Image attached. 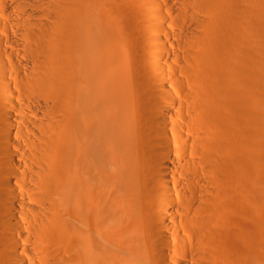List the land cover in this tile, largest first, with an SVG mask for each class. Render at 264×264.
<instances>
[{"label":"bare ground","instance_id":"6f19581e","mask_svg":"<svg viewBox=\"0 0 264 264\" xmlns=\"http://www.w3.org/2000/svg\"><path fill=\"white\" fill-rule=\"evenodd\" d=\"M263 3L0 0V264H264Z\"/></svg>","mask_w":264,"mask_h":264},{"label":"rangeland","instance_id":"374dc122","mask_svg":"<svg viewBox=\"0 0 264 264\" xmlns=\"http://www.w3.org/2000/svg\"><path fill=\"white\" fill-rule=\"evenodd\" d=\"M259 5L260 6L257 8L258 9V22H257V29H258V33H257L258 34V36H257V40L258 41H257V43L258 44L257 45L264 46V34H263L264 33V6H263L264 3L263 4H259ZM260 26H262V27H260ZM261 34H263V35H261ZM260 104H258L260 107L263 106V104H261V105ZM259 185H261V184H259ZM257 187H259V186H257ZM260 187L257 190L260 193H263V191H262L263 188H262V186H260ZM256 218H257V224L259 226L263 227L261 224H262V219H264V215L262 213H260V215L258 214ZM262 242H264V241H262V237L256 238L257 245L261 244ZM258 252H259V254H258ZM257 254H258V257H257L258 262H260L261 261V257L264 255V251L260 248V249H258ZM257 259H256V261H257Z\"/></svg>","mask_w":264,"mask_h":264}]
</instances>
